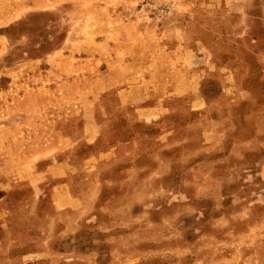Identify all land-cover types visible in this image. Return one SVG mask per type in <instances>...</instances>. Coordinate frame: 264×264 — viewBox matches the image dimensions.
<instances>
[{"label": "rangeland", "instance_id": "1", "mask_svg": "<svg viewBox=\"0 0 264 264\" xmlns=\"http://www.w3.org/2000/svg\"><path fill=\"white\" fill-rule=\"evenodd\" d=\"M0 264H264V0H0Z\"/></svg>", "mask_w": 264, "mask_h": 264}, {"label": "crops", "instance_id": "2", "mask_svg": "<svg viewBox=\"0 0 264 264\" xmlns=\"http://www.w3.org/2000/svg\"><path fill=\"white\" fill-rule=\"evenodd\" d=\"M71 192V191H70ZM61 193V192H60ZM60 193H57L55 192L54 196H55V205H63V206H66V205H73L75 202L72 201L73 200V195L69 194L67 195L66 192H63L62 193V196L60 195ZM59 195V196H58ZM61 196V197H60ZM60 197V198H59ZM57 198V199H56ZM66 203H70V204H66Z\"/></svg>", "mask_w": 264, "mask_h": 264}]
</instances>
